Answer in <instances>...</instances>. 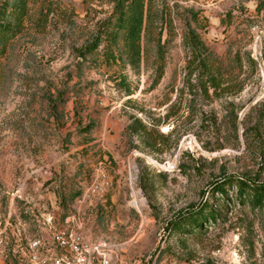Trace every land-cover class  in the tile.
Masks as SVG:
<instances>
[{
	"label": "rangeland",
	"instance_id": "rangeland-1",
	"mask_svg": "<svg viewBox=\"0 0 264 264\" xmlns=\"http://www.w3.org/2000/svg\"><path fill=\"white\" fill-rule=\"evenodd\" d=\"M51 1L0 60V264H29L28 240L59 228L108 241L115 264H264V209L242 205L235 186L212 190L224 174L264 179V0H154L157 85L151 36L135 69L79 58L107 0ZM187 25L222 89L188 74ZM132 115L152 139L127 132ZM205 200L223 219L198 235L167 231Z\"/></svg>",
	"mask_w": 264,
	"mask_h": 264
},
{
	"label": "trees",
	"instance_id": "trees-1",
	"mask_svg": "<svg viewBox=\"0 0 264 264\" xmlns=\"http://www.w3.org/2000/svg\"><path fill=\"white\" fill-rule=\"evenodd\" d=\"M85 3L94 0H83ZM111 5L110 12L97 23L96 31L90 41L78 49V56L83 61L98 62L106 65H124L131 68L140 66L144 46L143 40L151 36L157 51L155 63V81L157 85L164 75L165 44L162 41L163 31H157L155 22L158 19L154 11V0H107ZM51 0H0V60L5 56L12 40L23 32L32 21V10L39 7L38 22L51 12ZM44 10L47 12L44 14ZM191 16L197 20L196 14ZM160 18L167 24L163 12ZM184 42L189 50L186 67L189 75H195L205 91L222 89L223 74L219 71L211 53L208 51L200 34L190 25L186 26ZM120 82L128 94H131L126 75L120 76ZM130 135L153 138L151 130L136 115L126 127ZM235 186L239 202L252 209H264V179L257 176H235L224 174L213 181L212 190L225 198L226 186ZM222 207L214 208L209 201H203L197 208H190L177 214L169 221L166 229L180 235L200 234L204 223H216L222 218Z\"/></svg>",
	"mask_w": 264,
	"mask_h": 264
},
{
	"label": "built area",
	"instance_id": "built-area-1",
	"mask_svg": "<svg viewBox=\"0 0 264 264\" xmlns=\"http://www.w3.org/2000/svg\"><path fill=\"white\" fill-rule=\"evenodd\" d=\"M115 248L104 239L89 241L78 232L59 228L51 237L29 239V264H115Z\"/></svg>",
	"mask_w": 264,
	"mask_h": 264
},
{
	"label": "bare ground",
	"instance_id": "bare-ground-1",
	"mask_svg": "<svg viewBox=\"0 0 264 264\" xmlns=\"http://www.w3.org/2000/svg\"><path fill=\"white\" fill-rule=\"evenodd\" d=\"M135 202V201H134Z\"/></svg>",
	"mask_w": 264,
	"mask_h": 264
}]
</instances>
